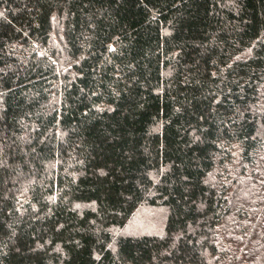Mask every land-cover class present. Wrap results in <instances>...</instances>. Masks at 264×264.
Wrapping results in <instances>:
<instances>
[{
	"label": "trees",
	"instance_id": "1",
	"mask_svg": "<svg viewBox=\"0 0 264 264\" xmlns=\"http://www.w3.org/2000/svg\"><path fill=\"white\" fill-rule=\"evenodd\" d=\"M0 264H264V0H0Z\"/></svg>",
	"mask_w": 264,
	"mask_h": 264
}]
</instances>
